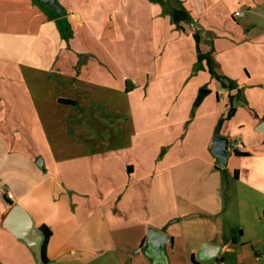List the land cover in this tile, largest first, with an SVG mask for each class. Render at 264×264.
<instances>
[{
	"label": "crops",
	"instance_id": "0c3cea01",
	"mask_svg": "<svg viewBox=\"0 0 264 264\" xmlns=\"http://www.w3.org/2000/svg\"><path fill=\"white\" fill-rule=\"evenodd\" d=\"M57 1L61 18L36 0H0V264H44L8 226L14 208L40 247L50 228L47 264H217L223 249L262 247L264 0ZM174 10L190 18L177 23ZM184 54L186 65L174 60ZM134 56L143 65L127 62L128 83L118 59ZM165 74L183 101H159L163 152L151 158L127 139H148L152 102L131 97ZM186 122L201 150L178 146ZM215 136L229 139L225 166ZM152 229L168 238L155 261ZM210 243L219 252L204 258Z\"/></svg>",
	"mask_w": 264,
	"mask_h": 264
},
{
	"label": "rangeland",
	"instance_id": "374dc122",
	"mask_svg": "<svg viewBox=\"0 0 264 264\" xmlns=\"http://www.w3.org/2000/svg\"><path fill=\"white\" fill-rule=\"evenodd\" d=\"M184 47H186V44H184ZM185 49V48H184ZM184 53H187L186 51ZM177 63H179V61H182V65H186L189 62V57L184 54V57L180 60L179 58L174 59ZM169 61V57L167 58V62ZM127 62H131L132 64L135 63V65H138L139 67H141L143 65V58L142 56H134L132 59H128L127 61H125L122 58L118 59V66L120 68V74H122V70L123 73H128L127 70H130V68H127ZM166 62V65H168L169 63ZM127 68V70H126ZM126 76H130V80L128 81V83H130V81L132 80L131 76L132 74H126ZM165 76L166 80L165 82L167 83L166 85L161 84L163 86H161V89H158L156 91L151 90L149 93H147V91L143 92V96H141L139 93V91L134 94L131 97V101H151V105H150V112L152 115V119L150 122V130L151 133L148 134V139L145 137H143L144 135H140L135 138H128L127 141L129 142H134V145H143L146 147V145H148V152L151 156V158H154L156 156H159L162 154L163 151H159V134H161L160 129V125L166 123V122H162L159 121L157 118L154 119L156 116L155 113H158V111L160 110V108L162 107L161 104H159V101H167V109H171L174 105L172 101H183V97L178 98V94L180 95V91H178V89H174V88H170V86L168 87L167 85L171 82V76L169 74H165L163 75ZM190 76V75H187ZM191 77V76H190ZM186 78V74H184V79ZM136 79V78H135ZM183 79V80H184ZM182 80V81H183ZM189 80V77H188ZM126 81H127V77H126ZM155 101V102H154ZM172 110V109H171ZM169 123V122H167ZM148 124V123H147ZM138 125L140 127L144 126V123L142 121L138 122ZM190 125V123L186 122L183 124L182 128L180 129V131L182 132V139L180 140H176L177 143L179 144L178 146L180 147H186V152H190L189 150L191 149H195V150H201V146L203 144V140L204 137L202 136L203 134H200L198 137L192 136L193 134H191V131H189V133H187V129L189 128L188 126ZM141 129V128H139ZM192 128H190L191 130ZM186 134H188L187 137ZM126 140V139H125ZM158 152H160V154L158 155ZM233 249L227 250L225 251L224 249L220 251V256H224L225 257V263H221L220 260L217 262V264H231L232 261H235V259H237V256L240 254L242 257H244L246 260H255L258 258V264H264V244L262 247H258L256 245H253L251 243H247L243 246L239 245L237 247H232ZM201 256L197 253V258L199 260H201L200 258ZM203 264H208L207 262H203Z\"/></svg>",
	"mask_w": 264,
	"mask_h": 264
},
{
	"label": "water",
	"instance_id": "95a60500",
	"mask_svg": "<svg viewBox=\"0 0 264 264\" xmlns=\"http://www.w3.org/2000/svg\"><path fill=\"white\" fill-rule=\"evenodd\" d=\"M43 4H47L54 9L57 14L64 12L62 6L57 0H39ZM212 153L219 159L222 166L226 165L229 157V139L221 136H215L213 142ZM8 226L15 232L20 233L29 245L37 253L40 263H43V256L40 247L41 237L33 228L30 218L18 208H14L7 218ZM167 236L161 231L152 229L149 232V252L148 255L154 261L162 258L164 253V245L167 242ZM219 252V246L216 244H207L203 247L202 254L204 258H214Z\"/></svg>",
	"mask_w": 264,
	"mask_h": 264
},
{
	"label": "trees",
	"instance_id": "16d2710c",
	"mask_svg": "<svg viewBox=\"0 0 264 264\" xmlns=\"http://www.w3.org/2000/svg\"><path fill=\"white\" fill-rule=\"evenodd\" d=\"M36 1L46 10V12L48 13V15H50V17H52V18H61V17H63L64 12L62 14H57L55 12V10L50 8L47 4H43L39 0H36ZM173 14H174V19H175V21L177 23H179L181 21L188 20L190 18L189 14L186 11H184V10H174ZM198 58H199L200 61H203V60L206 61L207 67H208V71L212 75H214L215 73H214V70H213L212 64H211V62L209 60L208 55L199 53ZM197 102H199V100ZM231 116H232V109L228 113L226 119H229ZM221 122H223V121H221ZM40 230L43 232V235H44L43 243H42V246H41V251H42V256H43V263L47 264L49 262V259L47 257V247H48V243H49V240L51 238L52 232H51L50 228L47 225H41L40 226Z\"/></svg>",
	"mask_w": 264,
	"mask_h": 264
},
{
	"label": "built area",
	"instance_id": "2783aa9c",
	"mask_svg": "<svg viewBox=\"0 0 264 264\" xmlns=\"http://www.w3.org/2000/svg\"><path fill=\"white\" fill-rule=\"evenodd\" d=\"M234 15L236 16V17H238V16H241L242 15V12H240V11H236L235 13H234ZM237 148H242V144L241 143H238V145H237ZM11 197H12V195H10Z\"/></svg>",
	"mask_w": 264,
	"mask_h": 264
}]
</instances>
